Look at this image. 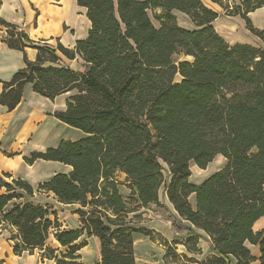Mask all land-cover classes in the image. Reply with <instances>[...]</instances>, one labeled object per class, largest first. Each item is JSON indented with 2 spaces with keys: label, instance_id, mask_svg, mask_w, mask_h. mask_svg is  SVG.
<instances>
[{
  "label": "trees",
  "instance_id": "trees-1",
  "mask_svg": "<svg viewBox=\"0 0 264 264\" xmlns=\"http://www.w3.org/2000/svg\"><path fill=\"white\" fill-rule=\"evenodd\" d=\"M76 1L87 10L91 27L74 48L36 42L0 17L2 41L23 51L26 63L3 82L0 104L15 109L27 83L51 100L71 92L66 109L55 117L85 134L27 158L70 165L68 174H56L37 188L0 176V225L17 230L11 238L14 253L38 249L42 260L85 264L78 251L87 241H77L86 234L101 243V259L94 264H136L134 233H152L136 230L124 218L136 211L129 204L160 206L164 185L178 215L210 237L217 255L204 264H231L230 258L250 264L256 258L248 244L260 246L264 264V231L254 230L264 216V30L248 18L264 0H242L227 14L244 18L262 45L227 43L213 26L219 14L202 0ZM175 12L195 27H181ZM27 47L37 49L34 61L27 58ZM175 54L192 60L175 62ZM61 56L81 57L84 69L63 65ZM218 155L225 166L192 183L191 164L205 169ZM119 171L126 174L130 201L119 191ZM35 192L80 204L81 228L61 229L51 206L24 199ZM51 233L65 251L47 244ZM197 241L189 238L187 249L197 252Z\"/></svg>",
  "mask_w": 264,
  "mask_h": 264
},
{
  "label": "crops",
  "instance_id": "crops-1",
  "mask_svg": "<svg viewBox=\"0 0 264 264\" xmlns=\"http://www.w3.org/2000/svg\"><path fill=\"white\" fill-rule=\"evenodd\" d=\"M232 1L239 4L242 0ZM212 9L217 12L214 8ZM175 15L181 27L187 29L195 27L187 15L180 12H175ZM0 17L25 30L32 40L47 43L54 48L59 43L66 48H74L78 40L87 37L91 27L87 10L79 6L76 0H0ZM248 18L255 28L264 30V6L251 11ZM213 26L229 44L262 43L260 38L248 29L246 20L239 15H219L213 22ZM4 35L5 31L0 29V93L4 90L3 82L10 81L18 70L26 66L25 53L10 48L2 41ZM26 55L29 60L34 61L37 57V49L27 47ZM61 58L63 65L75 70L84 69V62L79 56L75 60H69L64 56ZM71 94L68 92L51 100L36 93L32 84L27 83L23 89L21 102L15 109L10 111L7 106L0 104V176L9 174L11 178H7L8 181L20 178L27 181L33 188H37L40 183L50 180L56 174L70 173L72 167L62 162L44 159L29 162L27 158L35 152L56 148L63 140L75 141L84 137L83 131L55 117V112L66 109V101ZM213 173L200 182H191L198 185ZM116 179L125 182L126 174L119 171L116 173ZM119 191L125 200L130 201L131 190L125 184L119 185ZM24 199L51 206V213H56L61 229H79L82 226L77 213V210L82 208L80 204L60 203L52 192H35L33 196L25 195ZM159 199L161 205H166L168 201L173 207L166 192L165 195L161 194ZM134 205L132 207L136 211L131 212L132 215L129 218L140 217L141 219L138 224L130 223V226L136 230L146 229L152 233V236L141 232L134 233L136 264H204L212 255H217L208 234L182 219L174 207L171 208L172 213L187 225L186 232L177 233L172 224H169L162 215H157L152 207L146 208L136 202ZM51 217L54 218V215L51 214ZM262 219L264 216L255 223L256 232L264 231V226L256 228ZM13 235H17L15 228L0 225V264H57L52 259L42 260L41 251L38 249L33 253L24 252L16 255L13 251L14 241L11 239ZM191 237L198 238L197 252L187 249V241ZM84 240L87 244L78 251L81 256L80 261L85 264H94L101 259L100 240L97 236L88 237L85 234L77 243ZM172 243L174 246L171 247ZM47 244L62 251L66 250L54 236L47 241ZM169 247L172 249L170 254L172 256L169 255ZM248 247L256 258L250 264H260V246L248 244ZM186 260L188 262L183 263ZM230 261L231 264H236L234 258H230Z\"/></svg>",
  "mask_w": 264,
  "mask_h": 264
},
{
  "label": "rangeland",
  "instance_id": "rangeland-1",
  "mask_svg": "<svg viewBox=\"0 0 264 264\" xmlns=\"http://www.w3.org/2000/svg\"><path fill=\"white\" fill-rule=\"evenodd\" d=\"M206 6L210 7V8H214L215 10H217V13L219 15H227L229 10H233L234 9V5H235V2L232 1V0H217L216 2L213 1V0H202ZM232 7V8H231ZM229 8V9H228ZM231 8V9H230ZM155 24H158V22L156 20H154ZM219 30V29H218ZM257 45H262V43L260 44H257ZM173 60L175 62H178V61H191L192 58L189 57V56H185L183 54H175L173 56ZM180 75H177L176 76V81H179L180 80ZM225 164V159L222 157V156H217L215 158V160L210 163L205 169H202L200 167H198L196 164L192 163L191 164V172H192V175H191V178L190 180L192 182H200L201 180H203L205 177H207L209 174L221 169ZM165 179H166V182H169L170 180V174L168 172V169H167V166H165ZM122 184H124V180H121ZM164 192V193H163ZM165 195V186L163 185L161 187V190L159 192V195ZM192 202H193V199L191 198ZM133 202V201H132ZM134 203L131 204V206H129V208L132 210ZM133 206V207H132ZM149 207H152L154 209V212L157 214V215H162L163 218L169 222V224H172L173 226V229L177 232V233H180V231H185L187 230V225H185V223H182L181 221V218L175 216L173 213H172V209L173 207H171V205L168 203V201L166 202V205H153L152 204L149 206ZM109 215L111 216V218H115V215L111 212H109ZM130 215H132V213H128L127 216L124 218V220L126 222H130V223H135V224H138V221L139 219H141L140 217H133V218H129ZM264 226V219H262V221H260L257 225H256V228H261ZM186 232V231H185ZM183 234V233H182ZM155 236V235H153ZM178 237H180V235H177ZM53 237V234L51 233V236H50V239L51 240ZM171 247L174 246V244L172 243V245H170ZM171 247H169L171 249ZM172 250V249H171ZM176 254H178L176 252ZM172 256V255H170ZM173 258V257H172ZM175 259V258H174ZM182 259V258H181ZM185 262H188L187 260L184 261L183 263Z\"/></svg>",
  "mask_w": 264,
  "mask_h": 264
},
{
  "label": "bare ground",
  "instance_id": "bare-ground-1",
  "mask_svg": "<svg viewBox=\"0 0 264 264\" xmlns=\"http://www.w3.org/2000/svg\"><path fill=\"white\" fill-rule=\"evenodd\" d=\"M218 156H222V155H218ZM223 157V156H222ZM224 158V157H223Z\"/></svg>",
  "mask_w": 264,
  "mask_h": 264
},
{
  "label": "built area",
  "instance_id": "built-area-1",
  "mask_svg": "<svg viewBox=\"0 0 264 264\" xmlns=\"http://www.w3.org/2000/svg\"><path fill=\"white\" fill-rule=\"evenodd\" d=\"M52 232H54V229L52 230Z\"/></svg>",
  "mask_w": 264,
  "mask_h": 264
}]
</instances>
